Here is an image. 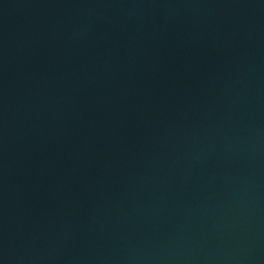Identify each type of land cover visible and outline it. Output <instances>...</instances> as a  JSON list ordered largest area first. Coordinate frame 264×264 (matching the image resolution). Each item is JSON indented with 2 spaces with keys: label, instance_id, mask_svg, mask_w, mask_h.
Instances as JSON below:
<instances>
[{
  "label": "water",
  "instance_id": "1",
  "mask_svg": "<svg viewBox=\"0 0 264 264\" xmlns=\"http://www.w3.org/2000/svg\"><path fill=\"white\" fill-rule=\"evenodd\" d=\"M0 264H264V0H0Z\"/></svg>",
  "mask_w": 264,
  "mask_h": 264
}]
</instances>
